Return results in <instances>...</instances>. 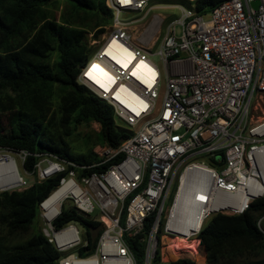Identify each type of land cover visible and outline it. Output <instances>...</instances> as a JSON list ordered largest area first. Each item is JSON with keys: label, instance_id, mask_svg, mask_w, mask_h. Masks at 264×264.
Here are the masks:
<instances>
[{"label": "built area", "instance_id": "built-area-1", "mask_svg": "<svg viewBox=\"0 0 264 264\" xmlns=\"http://www.w3.org/2000/svg\"><path fill=\"white\" fill-rule=\"evenodd\" d=\"M251 1L223 0L206 13L173 5L181 14L170 19L152 14L160 6L149 0H105L110 23L97 38L87 34L90 51L76 82L113 108L128 136L117 147L95 145V159L87 164L37 153L31 170L24 169L32 183L61 174L37 204L39 230L59 252L57 264H136L124 237L138 235L153 215L143 237V264H152L157 232H180L201 215L189 235L195 238L211 214H241L264 197V0L257 8ZM153 17V37H134L133 29H147ZM112 41L122 51L107 52ZM137 63L145 69L136 71ZM17 155L23 163L28 152ZM61 187L56 202L46 203ZM67 200L78 214L101 223L89 254L78 253L86 241L76 222L53 223ZM263 217L256 226L264 233ZM70 249L75 253L66 254ZM165 263L161 254L156 264Z\"/></svg>", "mask_w": 264, "mask_h": 264}, {"label": "trees", "instance_id": "trees-1", "mask_svg": "<svg viewBox=\"0 0 264 264\" xmlns=\"http://www.w3.org/2000/svg\"><path fill=\"white\" fill-rule=\"evenodd\" d=\"M55 1L0 0V90L21 91L26 100L34 93L51 97L56 88L59 91L60 117L54 130L46 127L42 117L33 114V108L27 103H20L19 108L7 116L4 125L0 105V149L28 152L22 163L25 170H31L37 153H50L78 165L95 159L92 151L87 158L69 152L66 138L71 133L70 120L74 115L98 124L91 144L117 147L128 136V131L116 124L113 108L76 82L77 73L90 51L86 35L92 33L97 38L110 23L111 13L105 0H65L67 9L60 21L48 8ZM221 1L194 0L192 6L196 12L206 13ZM104 167L77 169V173ZM60 176L34 182L21 190L1 191L0 227L8 234L29 231L37 218L38 202L57 186ZM263 213L264 197H261L253 200L241 214H211L195 236L196 252H173L159 231L152 264L163 255L162 248L167 264H264V257H260L264 250V233L256 226V220ZM152 219L153 215L145 218L138 235L124 237L136 264H143V237ZM69 221L83 227L86 245L78 253H91L102 231L101 223L78 214L73 207L62 206L53 223L60 227ZM58 257L59 252L40 230L23 242L0 243V264H57Z\"/></svg>", "mask_w": 264, "mask_h": 264}, {"label": "rangeland", "instance_id": "rangeland-1", "mask_svg": "<svg viewBox=\"0 0 264 264\" xmlns=\"http://www.w3.org/2000/svg\"><path fill=\"white\" fill-rule=\"evenodd\" d=\"M193 2L194 0H149V5L160 6V7H153L151 10L152 14L159 13L161 14L160 16L163 18L168 17L170 19L172 18L175 19L180 16L181 11L179 8L173 5H181L184 8H190V7H193L192 6ZM48 8L50 9L51 14H54L57 20L60 21L63 13L66 12L67 4L65 0H57L51 5H49ZM170 19H167V21H169ZM144 25L145 24L139 25L137 27L139 28ZM178 29L179 28L177 26V30ZM161 37H162V34L160 33V35L158 36V40H160ZM151 59L157 64H160L161 66V63L159 62L157 56H152ZM183 67H185L186 69L189 68V66L186 64ZM20 103L21 105H25L26 103L30 105L34 110V112L32 113L38 114L39 116H41L45 126L48 127L50 130H54L56 128L57 121L60 117L59 91L57 88L55 90L54 95L51 97H47L39 93H34L28 100L23 98L21 91H13L9 88L0 90V105L2 106V116H1L2 121L1 122L4 125L6 124L7 116L13 110L18 109L20 106L19 105ZM262 108L264 110L263 105H262ZM70 129H71V133L66 138V141L69 145L70 154L73 156H83L87 158L88 153L92 151L91 149L96 145V144H91V142L94 140L95 133L99 129L98 124L94 121L86 120L83 118L77 119V116L74 115L70 120ZM0 153L9 154L13 157L17 165L18 172L21 178L27 182V185L31 184L34 181V177L32 175L25 173V170L22 167V160L17 155L18 152L6 150V149H0ZM197 159L199 161L203 160L206 164L211 165V163L208 160H205L204 158H202V156H199ZM174 187H175V184L173 185L171 189V193L173 192ZM22 188L23 186L20 183L19 186L12 188V189H7V191L21 190ZM1 191H4V190H0V192ZM169 202H170V198L167 201H165L164 211H163L162 218H161V224H162L163 217L168 209ZM65 206L71 207L72 206L71 201L67 200L65 202ZM41 225H42L41 220L38 218H35L29 227V231L24 232V233H15V234H8L2 227H0V243H3L5 245H13L15 243L23 242L32 233L37 232L40 229ZM75 225L79 231V234L82 235L83 227L78 223H76ZM261 226L264 229V217L261 221ZM158 234L159 233L157 232L156 237H158ZM161 234H163L166 237V241H167L169 248L172 247V244H174L173 242L180 241L179 245L182 248L181 250H190L189 245H188V248L186 249V246H185L186 241L182 240V237H180L179 235L177 236L175 234L176 236L174 237L173 234L170 235L167 232L166 233L162 232ZM187 242L188 243L194 242L195 247H196L198 240L190 236ZM162 250H163V255H164L163 257H165V252H164L165 249L162 248ZM69 253H75V249H70L69 251L66 252V254H69ZM260 257L261 258L264 257V250L261 253ZM198 261H201V259H198Z\"/></svg>", "mask_w": 264, "mask_h": 264}, {"label": "bare ground", "instance_id": "bare-ground-1", "mask_svg": "<svg viewBox=\"0 0 264 264\" xmlns=\"http://www.w3.org/2000/svg\"><path fill=\"white\" fill-rule=\"evenodd\" d=\"M155 18H157V17H153V19L149 22L147 29L145 27L146 24L142 27H139V28L135 27L132 31L133 36L139 37L144 42H147L149 39H151L157 30V27H155V22H154ZM109 49H118L119 50V47L116 45V43L114 41H112L107 46L106 51L109 52L108 51ZM118 50H116V51H118ZM119 51H122V50H119ZM125 55H126V60L129 61L131 59V55L128 54L127 52H125ZM135 69L137 71V70L145 69V67L142 63H137V65L135 66ZM136 71H134V73ZM21 179L22 178L18 172L17 165H16L13 157L9 154L0 153V190L12 189V188L19 186ZM63 191H64V187H61L60 189L55 191L46 200V203H51L53 205V203L56 202L57 198L63 193ZM189 202L190 201H187V204ZM203 207L205 208V206H203ZM200 210H201V208L198 209V212L203 213V211H200ZM177 218L182 219V216L178 215ZM200 218H201V215L196 216V217H192V219L190 221V225L187 228L181 229L180 232L168 231L167 233H169L170 235L173 234L174 237L176 235L177 236L179 235L180 237H182V240L186 241L185 242L186 249L188 248V245H189L190 250L193 252H196L195 243L194 242L188 243L187 240L190 238L189 235L199 226ZM173 243L174 244H172V247H170L173 252H177V251L182 249L179 245L180 241L173 242Z\"/></svg>", "mask_w": 264, "mask_h": 264}, {"label": "water", "instance_id": "water-1", "mask_svg": "<svg viewBox=\"0 0 264 264\" xmlns=\"http://www.w3.org/2000/svg\"><path fill=\"white\" fill-rule=\"evenodd\" d=\"M258 4H259V0H252L251 1V5H252L253 8H257Z\"/></svg>", "mask_w": 264, "mask_h": 264}]
</instances>
